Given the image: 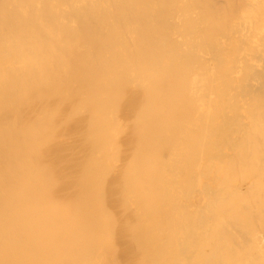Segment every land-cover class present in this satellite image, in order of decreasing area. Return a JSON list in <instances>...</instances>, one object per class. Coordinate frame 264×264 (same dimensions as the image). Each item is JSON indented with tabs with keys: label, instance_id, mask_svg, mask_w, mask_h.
I'll list each match as a JSON object with an SVG mask.
<instances>
[{
	"label": "bare ground",
	"instance_id": "1",
	"mask_svg": "<svg viewBox=\"0 0 264 264\" xmlns=\"http://www.w3.org/2000/svg\"><path fill=\"white\" fill-rule=\"evenodd\" d=\"M0 264H264V0H0Z\"/></svg>",
	"mask_w": 264,
	"mask_h": 264
}]
</instances>
